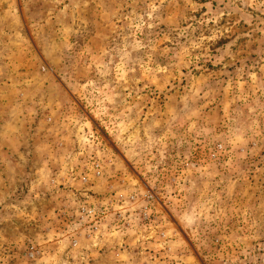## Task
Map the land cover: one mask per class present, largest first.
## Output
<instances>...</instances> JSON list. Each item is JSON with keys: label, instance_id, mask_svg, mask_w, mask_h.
Instances as JSON below:
<instances>
[{"label": "rangeland", "instance_id": "rangeland-1", "mask_svg": "<svg viewBox=\"0 0 264 264\" xmlns=\"http://www.w3.org/2000/svg\"><path fill=\"white\" fill-rule=\"evenodd\" d=\"M0 264H264V0H0Z\"/></svg>", "mask_w": 264, "mask_h": 264}, {"label": "crops", "instance_id": "crops-1", "mask_svg": "<svg viewBox=\"0 0 264 264\" xmlns=\"http://www.w3.org/2000/svg\"><path fill=\"white\" fill-rule=\"evenodd\" d=\"M94 232L95 231H91L89 234L92 236V235H94ZM147 243V242H146ZM148 244H151V245H153L154 244V242L153 241H148Z\"/></svg>", "mask_w": 264, "mask_h": 264}]
</instances>
